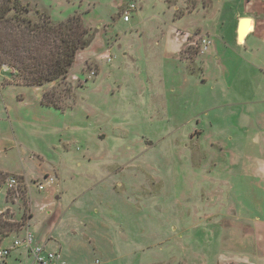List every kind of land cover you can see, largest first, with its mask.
<instances>
[{"label": "rangeland", "instance_id": "1", "mask_svg": "<svg viewBox=\"0 0 264 264\" xmlns=\"http://www.w3.org/2000/svg\"><path fill=\"white\" fill-rule=\"evenodd\" d=\"M22 1L55 23L83 16L98 59L77 57L66 80L30 89L70 109L53 122L18 104L28 87L0 79V170L30 177L31 230L67 264H264V43L239 47L231 22L251 0ZM176 8V28L191 33L184 59L159 43ZM201 36L214 42L206 51ZM45 173L59 175L61 196L46 208ZM7 179L0 213L17 218L22 196L8 199ZM25 231L5 239L0 264H30L14 248Z\"/></svg>", "mask_w": 264, "mask_h": 264}, {"label": "trees", "instance_id": "2", "mask_svg": "<svg viewBox=\"0 0 264 264\" xmlns=\"http://www.w3.org/2000/svg\"><path fill=\"white\" fill-rule=\"evenodd\" d=\"M94 38L81 15L55 23L47 12L34 10L22 0H0V79L11 77L15 86L42 90L62 82L69 77L79 53L89 48ZM58 101L45 93L42 105L61 109ZM11 177L19 183L16 190L7 191L8 199L18 191L24 210L17 218L9 210L0 213V249L7 237L24 233L32 218L24 178L0 173V182L7 178L9 182Z\"/></svg>", "mask_w": 264, "mask_h": 264}, {"label": "crops", "instance_id": "3", "mask_svg": "<svg viewBox=\"0 0 264 264\" xmlns=\"http://www.w3.org/2000/svg\"><path fill=\"white\" fill-rule=\"evenodd\" d=\"M168 1H169L170 4L174 3V1L176 3H178V0H168ZM195 1L197 2V0H195ZM254 2H255L254 0L248 1L245 9H243L241 12L238 11V12H236V13H234L232 15L231 22H232V26L234 25L232 34L234 35L236 44L238 43L237 44L238 46H239V44L245 45L247 43V41L250 39V37H253V36H255V38H256V36H258L259 40L262 43H264V41H263L264 40V1H260L259 3H254ZM208 3L210 4L211 0H209ZM130 5H132V3ZM130 5H126V7H128ZM190 8H191V4L188 5L187 13L190 11ZM175 13H176V17L174 18V16H173V18L175 20V23L173 21H171V19L165 21V24L168 27H170L171 30H167V31L166 30H161L160 31V33H161V39L160 40L161 41L159 40V43L163 45L164 53L166 55L178 56V57H181L182 59H184L183 57L185 55L186 45H188L190 43V35H191V33L187 32V30H185V29H184L185 31H183L180 28H176V25L177 26L179 25L180 19L186 15L185 14L186 13V9L176 8V12ZM175 13H174V15H175ZM242 19H251V22H249L250 31L245 36V38L243 40V43H241L239 41V39H238V31L240 30V27H242ZM130 22H131V19L129 21H127L126 23H130ZM199 32L202 33L201 31H199ZM194 35H201V34L195 33ZM210 42H211V45H212V43L214 44V42H212V41H210ZM93 44H95V41H94ZM239 47H242V46H239ZM89 50H90V48L86 49L85 51H81L79 53V55H78V58H81V60H84V61L85 60L94 61L95 59L98 61L96 56L92 55L93 52H88ZM78 58H77V61H78ZM185 59H188V58H185ZM77 61H76V64L78 63ZM9 88H12V87H9ZM6 89H8V88H6ZM30 89L31 88L26 90V91H28L27 93H23L22 92L24 98L23 99L21 98L18 101V104L22 108L28 107L27 109L32 111L33 113H35V112L36 113H46L48 122H53L54 120H57V117H59L62 112L64 113V112L70 110V109L66 110L63 107H61V109L44 107L40 103L41 102L40 94L35 95L34 92L36 90H35V88H32L35 91L32 90L34 94H32V96H31V94L29 92V91H31ZM21 107H20V109H21ZM17 117L19 119L22 118V119H25V120H31V114L30 113H25V112L23 114L20 113V114H18ZM4 123H7V122H5V120H4ZM60 123L61 122L57 121V123H56L57 126ZM0 135H1V131H0ZM34 156L35 155L31 154L29 160L33 159ZM0 173L5 174V171L4 170H0ZM11 176L23 177L24 180H25L26 186L29 189V192H30V195H31L30 177L27 175L26 172L24 173V175L16 173V175H11ZM47 177L54 178L55 181L53 183H51V185H47L44 190H42V191L38 190L39 192L45 194L44 202L42 204L45 208L46 207H50L51 205L55 206V204H53V203H55V202L58 203L60 201V199H61V196L59 194V187H58V186H60L59 185V183H60L59 175L56 174V176H53V175H51L49 173H45L43 181H41L39 183H44L46 181ZM46 184H47V182H46ZM31 201H32V199H31ZM31 204H32L31 206L33 207V202H31ZM34 219H35V215L33 214L32 218L30 220L28 228L30 229V231L34 235L35 241L36 242L39 241L37 244L46 246V248L48 250L60 251L61 252V247H59L58 245L53 243V238H52V236L50 234L42 235V233H41V236L39 237L38 236V232L39 231L36 232V231H32L31 230L32 223L34 222ZM43 228H44V226H43ZM40 232H42V228H40ZM3 244H4V242H3ZM3 244H2V248L6 249V247L3 246ZM10 250H12V248ZM62 257H63V255H62ZM63 260H64V257H63ZM64 262L67 264L66 260H64Z\"/></svg>", "mask_w": 264, "mask_h": 264}, {"label": "built area", "instance_id": "4", "mask_svg": "<svg viewBox=\"0 0 264 264\" xmlns=\"http://www.w3.org/2000/svg\"><path fill=\"white\" fill-rule=\"evenodd\" d=\"M134 9V6L131 7ZM129 17H125V21H128ZM204 37V36H203ZM201 39V40H200ZM203 45V51L208 50L210 40L208 38H199ZM76 78V76H73ZM54 178L47 177L44 183H38V190L42 191L45 189L47 185H51L54 182ZM47 182V184H46ZM19 181L17 178L11 177L9 179V187L13 188L18 185ZM35 238L30 229L28 228L25 231V238L21 242L20 240H16L14 243V248H20L23 245V248L27 250L30 264H66L62 260V254L60 251H51L46 248V246L35 244ZM10 249H0V260L5 259L11 255Z\"/></svg>", "mask_w": 264, "mask_h": 264}, {"label": "bare ground", "instance_id": "5", "mask_svg": "<svg viewBox=\"0 0 264 264\" xmlns=\"http://www.w3.org/2000/svg\"><path fill=\"white\" fill-rule=\"evenodd\" d=\"M242 38H241V43H243L244 37L248 34L250 31V26L248 21H242ZM2 249V248H1Z\"/></svg>", "mask_w": 264, "mask_h": 264}, {"label": "water", "instance_id": "6", "mask_svg": "<svg viewBox=\"0 0 264 264\" xmlns=\"http://www.w3.org/2000/svg\"><path fill=\"white\" fill-rule=\"evenodd\" d=\"M242 21H248L251 22V19H242ZM241 38H242V29L240 27V30L238 31V39L241 42ZM245 38V37H244Z\"/></svg>", "mask_w": 264, "mask_h": 264}]
</instances>
